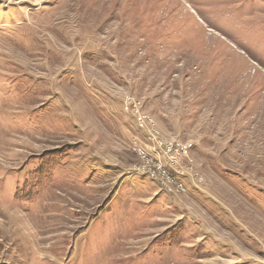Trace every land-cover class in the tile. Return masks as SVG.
<instances>
[{"label": "rangeland", "instance_id": "374dc122", "mask_svg": "<svg viewBox=\"0 0 264 264\" xmlns=\"http://www.w3.org/2000/svg\"><path fill=\"white\" fill-rule=\"evenodd\" d=\"M0 264H264V0H0Z\"/></svg>", "mask_w": 264, "mask_h": 264}, {"label": "built area", "instance_id": "2783aa9c", "mask_svg": "<svg viewBox=\"0 0 264 264\" xmlns=\"http://www.w3.org/2000/svg\"><path fill=\"white\" fill-rule=\"evenodd\" d=\"M139 119H141V118L139 117L138 120ZM152 137H153V134H152ZM155 147L160 148L163 151L165 150L164 147H163V145L161 143L157 142V140H155Z\"/></svg>", "mask_w": 264, "mask_h": 264}]
</instances>
